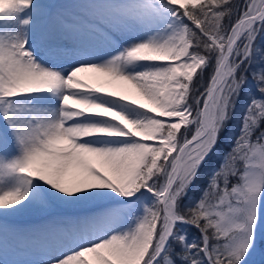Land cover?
I'll return each mask as SVG.
<instances>
[{
    "label": "snow or ice",
    "instance_id": "1",
    "mask_svg": "<svg viewBox=\"0 0 264 264\" xmlns=\"http://www.w3.org/2000/svg\"><path fill=\"white\" fill-rule=\"evenodd\" d=\"M0 264H264V0H0Z\"/></svg>",
    "mask_w": 264,
    "mask_h": 264
},
{
    "label": "trees",
    "instance_id": "2",
    "mask_svg": "<svg viewBox=\"0 0 264 264\" xmlns=\"http://www.w3.org/2000/svg\"><path fill=\"white\" fill-rule=\"evenodd\" d=\"M234 2L240 3L241 0H234ZM225 23H227V20H225ZM201 91H202V89H201ZM232 127H234V124H230L229 125V128L230 129H232ZM229 133H230V131L228 132L227 142H222V144H221V148H222L223 151H227L229 149L230 143H231V141L233 139V138L232 139L230 138ZM218 156H219V153H217V157ZM211 163H212L213 166H215V165H218L220 163V160L214 158ZM207 175H208L207 168L202 169L201 170V175H200L199 180H198V183L195 186L196 189H197V191H196V195L197 196H199V189L202 188V187H204L205 184H206V182H207Z\"/></svg>",
    "mask_w": 264,
    "mask_h": 264
},
{
    "label": "bare ground",
    "instance_id": "3",
    "mask_svg": "<svg viewBox=\"0 0 264 264\" xmlns=\"http://www.w3.org/2000/svg\"><path fill=\"white\" fill-rule=\"evenodd\" d=\"M84 78L88 79V82L89 83H92L94 86H97L99 85L103 79H106V78H100V79H91L90 76L91 74H88V73H83L81 74ZM118 90L116 89H113V90H116V91H121V92H125V91H128L131 89V86L130 85H127V84H123L121 83L119 86H118ZM132 91V96L131 98L133 99H136L138 102H141V103H145L147 104V102L143 99V97H141L138 93H135L134 90H131ZM96 164L97 167H99L100 165L96 162H94ZM106 174H110V173H106ZM39 221L37 222H28V223H38Z\"/></svg>",
    "mask_w": 264,
    "mask_h": 264
},
{
    "label": "rangeland",
    "instance_id": "4",
    "mask_svg": "<svg viewBox=\"0 0 264 264\" xmlns=\"http://www.w3.org/2000/svg\"><path fill=\"white\" fill-rule=\"evenodd\" d=\"M116 90H118L119 88L117 87V88H115ZM237 129L235 128V126L234 127H232V131H230V133H229V136H230V138L232 139L233 138V132H235ZM38 220H31V221H27V222H37Z\"/></svg>",
    "mask_w": 264,
    "mask_h": 264
}]
</instances>
